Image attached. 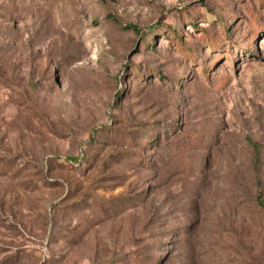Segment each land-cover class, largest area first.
I'll use <instances>...</instances> for the list:
<instances>
[{
    "label": "rangeland",
    "instance_id": "obj_1",
    "mask_svg": "<svg viewBox=\"0 0 264 264\" xmlns=\"http://www.w3.org/2000/svg\"><path fill=\"white\" fill-rule=\"evenodd\" d=\"M0 264H264V0H0Z\"/></svg>",
    "mask_w": 264,
    "mask_h": 264
},
{
    "label": "trees",
    "instance_id": "obj_2",
    "mask_svg": "<svg viewBox=\"0 0 264 264\" xmlns=\"http://www.w3.org/2000/svg\"><path fill=\"white\" fill-rule=\"evenodd\" d=\"M222 28H223V30H225V27L224 26H222ZM174 38L179 39V41H178L177 44H179V46H180L182 52L185 54V56L186 57H192V61L193 60L195 61V59H194V56H195L194 51L192 49H189V48H187V47H185V46L182 45V43H181V41H182L181 35L178 32H175L174 33ZM202 38L208 39V44H209V47H211V48H216V47H218V44H221V43L216 42L215 40H213L212 37H211V35L209 33H206V32L203 33ZM258 203L260 205H262V201H261V198L260 197H258Z\"/></svg>",
    "mask_w": 264,
    "mask_h": 264
}]
</instances>
